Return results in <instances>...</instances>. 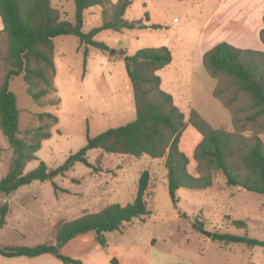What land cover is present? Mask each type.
I'll use <instances>...</instances> for the list:
<instances>
[{
  "label": "rangeland",
  "instance_id": "rangeland-1",
  "mask_svg": "<svg viewBox=\"0 0 264 264\" xmlns=\"http://www.w3.org/2000/svg\"><path fill=\"white\" fill-rule=\"evenodd\" d=\"M110 1L114 5L118 0ZM130 1L131 6L124 18L144 28L98 33L95 40L104 43L107 51L88 47L85 57V48L79 45L76 37L58 36L52 39L55 77L53 91L45 99L47 103L56 102L55 105L38 107L29 97L28 88L21 79L10 82L9 90L14 94L19 111L20 138L29 140L30 136L24 137V133L41 125L37 114L51 113L58 119V123L49 129L51 137L41 142L36 159L26 165L25 174L36 169L40 162L54 172L69 155L86 145L87 136L93 138L134 121L133 94L124 59L143 48L164 46L173 57L170 70L173 73L168 74L172 82H163L160 89L171 95L174 105L184 115L187 126L180 136L179 150L189 159L188 173L197 176L193 152L201 141V135L188 124L190 91L185 80L188 71L183 53L196 41L210 9L209 1ZM50 2L61 20L74 22L72 0ZM102 13L101 7L86 10L83 31L99 27L103 22ZM151 25L158 26V29L149 28ZM6 56L7 52L0 50V84L6 72ZM166 73L164 69L156 75L166 78ZM214 80L217 85L218 80ZM222 128L232 130V121L229 127ZM260 137L264 142V135ZM2 151L0 180L6 176L12 157L7 140L0 134V154ZM87 158L100 171L95 172L77 163L62 176L51 173L45 182L34 181L9 197L1 196V204L3 200L12 203V215L9 216L8 227H0V244L31 247L51 243L55 238L53 229L58 222L98 212L115 202H129L141 173L148 171L150 180L146 202L150 215L123 224L120 232L108 233L105 237L109 242L108 249L99 247L97 252L91 245L87 247L86 253L94 257L97 264H112L120 241L134 242L136 251L142 254L138 264H264V247L213 241L192 226L196 223L200 230L212 234H233L264 241V196L229 187L223 176L216 173L209 189H182L181 194L186 198L181 201L179 198L174 209L166 187L164 158H135L106 154L100 150L88 151ZM52 182L59 188L56 194ZM235 221L243 222L244 226H235ZM39 259L42 263L43 259ZM115 260L118 264V258Z\"/></svg>",
  "mask_w": 264,
  "mask_h": 264
},
{
  "label": "trees",
  "instance_id": "trees-1",
  "mask_svg": "<svg viewBox=\"0 0 264 264\" xmlns=\"http://www.w3.org/2000/svg\"><path fill=\"white\" fill-rule=\"evenodd\" d=\"M72 1L74 22L61 20L50 0H0L1 33L7 40L6 72L0 86V131L12 150L8 172L0 180V196L9 197L34 181L45 182L51 173L62 176L77 163L95 172L100 171L88 161L87 152L90 150L135 158H164L166 187L174 209L179 203L180 189H209L216 173L223 176L229 187L264 196V142L260 137L264 135V53L238 49L227 43H219L206 51L202 63L207 73L218 80L213 96L230 111L232 130L214 129L197 112L190 111L188 124L201 135L193 152L197 176L188 173L189 159L179 150L180 136L187 126L184 115L174 105L171 95L160 89L161 80L156 75L172 61L170 50L164 46L143 48L126 56L124 68L133 94L134 121L93 138L87 136L86 145L69 155L54 172L40 162L36 169L24 173L26 165L36 159L41 142L51 137L49 129L58 123V119L51 113H39L37 119L41 125L24 133V137L30 136L29 140L20 138L19 111L14 94L9 90L10 82L21 79L38 107L53 106L56 102L47 103L45 99L53 91L55 77L53 38L76 37L79 45L84 46L86 57L88 47L102 52L108 50L104 43L95 40L98 33L144 28L124 18L131 6L130 0H118L114 5L110 0ZM94 7L103 9V22L84 32L83 14ZM149 28L155 30L158 26ZM259 38L264 44V28ZM149 180L148 171H143L132 203L125 206L110 204L98 212L58 222L53 229L54 243L33 247L0 246V256L34 258L51 254L63 264H82L62 255L61 248L70 240L89 233L101 248H106L105 234L119 231L125 223L149 216L151 212L146 202ZM51 184L56 194L59 188L56 183ZM8 211L6 203L0 204V227L4 226ZM233 224L239 228L244 226L241 221ZM192 226L200 230L196 223ZM211 239L224 244L264 247V241L233 234H212ZM111 262L117 264L115 259Z\"/></svg>",
  "mask_w": 264,
  "mask_h": 264
},
{
  "label": "crops",
  "instance_id": "crops-1",
  "mask_svg": "<svg viewBox=\"0 0 264 264\" xmlns=\"http://www.w3.org/2000/svg\"><path fill=\"white\" fill-rule=\"evenodd\" d=\"M208 1H209L208 6L210 9L207 13L206 20L204 21L203 25L201 26L198 32L196 41L192 43L190 48H188L183 53V55L186 58L185 65L188 71L185 74L188 76L185 80H186V84L188 85V89L190 91L188 94L189 95L188 107L190 111L194 110L212 128L219 129L222 127H229L231 125L232 116L230 112L218 100H216L213 97V91L216 87V81L212 79L205 70L202 63L203 55L206 51L210 50L219 43H227L238 49L253 50L264 53V44L261 43L259 38V33L264 28V23H263L264 0H208ZM203 3L204 2H202V4ZM208 26L210 27L207 28ZM2 29H3V24L0 18V50L4 49L6 51L7 40H6V36L1 33ZM173 62L174 61L172 57L171 63L164 68L165 70H167L168 73H166L167 74L166 78H160L161 84H163V82H167V83L172 82L169 79L170 77L168 76V74L173 73L172 71H170ZM3 154L4 151H2L0 154V161L3 158L2 157ZM181 190L182 189L178 191L180 201L183 198H186V196H182ZM136 191L135 190L133 191L132 198L130 199L129 202L125 204H120L115 202L112 204H120L122 206H125L129 203H132V201L135 198ZM5 203L8 205L9 211L6 216V222L2 228L8 227V222H9L8 219L9 216L12 215V210H11L12 203L3 200L2 204ZM67 210L68 208L66 209V211ZM123 226L120 228V230L123 228ZM116 232H120V231H116ZM107 234H105V237ZM106 241H107V247L105 249H108L109 242L107 238ZM50 242L54 243L55 242L54 238ZM96 244L97 243L93 238V234L89 233L87 235L78 236L70 240L61 248L60 253L71 259L79 260L82 264H97L96 259L94 257L89 256L86 253L87 247H89L90 245L92 249H95V251L99 252L100 246ZM0 246L2 247V246H24V245L0 244ZM114 255H115L114 256L115 259L118 258V264H138L141 261L140 255L142 256L141 253L136 251V247L134 245V242L132 241H126V242L120 241L119 247L117 250H115ZM39 258L43 259L42 263H39L40 260ZM0 264H63V263L51 254H44L34 258H27V257L6 258L0 256Z\"/></svg>",
  "mask_w": 264,
  "mask_h": 264
},
{
  "label": "water",
  "instance_id": "water-1",
  "mask_svg": "<svg viewBox=\"0 0 264 264\" xmlns=\"http://www.w3.org/2000/svg\"><path fill=\"white\" fill-rule=\"evenodd\" d=\"M127 60V57L124 59V61ZM199 232L204 235L206 238L210 239L212 237V233L211 232H208V231H205V230H199Z\"/></svg>",
  "mask_w": 264,
  "mask_h": 264
}]
</instances>
